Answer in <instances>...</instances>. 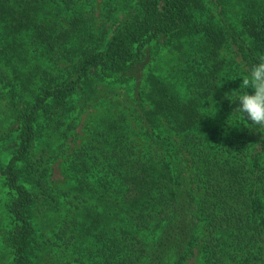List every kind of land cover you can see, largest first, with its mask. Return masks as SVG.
Returning <instances> with one entry per match:
<instances>
[{
    "label": "trees",
    "instance_id": "16d2710c",
    "mask_svg": "<svg viewBox=\"0 0 264 264\" xmlns=\"http://www.w3.org/2000/svg\"><path fill=\"white\" fill-rule=\"evenodd\" d=\"M260 56L264 0H0V264H264Z\"/></svg>",
    "mask_w": 264,
    "mask_h": 264
},
{
    "label": "clouds",
    "instance_id": "9594fccd",
    "mask_svg": "<svg viewBox=\"0 0 264 264\" xmlns=\"http://www.w3.org/2000/svg\"><path fill=\"white\" fill-rule=\"evenodd\" d=\"M248 88L254 90L253 94H249L246 91L244 94L230 98L231 94L235 91L233 90L231 93H225V96L230 101H239V105L233 110L240 113V123H243L245 120L251 121V124L258 125L262 130L260 132L264 133V56H260L259 62L252 66L250 75L242 77L239 89Z\"/></svg>",
    "mask_w": 264,
    "mask_h": 264
},
{
    "label": "rangeland",
    "instance_id": "374dc122",
    "mask_svg": "<svg viewBox=\"0 0 264 264\" xmlns=\"http://www.w3.org/2000/svg\"><path fill=\"white\" fill-rule=\"evenodd\" d=\"M62 169H60L59 167L55 169V175L53 176L54 178V181L53 183L54 184H57V185H60L61 187L64 185V177H63V174L61 173ZM1 182H3L1 180Z\"/></svg>",
    "mask_w": 264,
    "mask_h": 264
}]
</instances>
